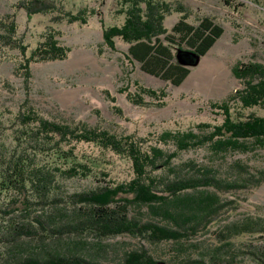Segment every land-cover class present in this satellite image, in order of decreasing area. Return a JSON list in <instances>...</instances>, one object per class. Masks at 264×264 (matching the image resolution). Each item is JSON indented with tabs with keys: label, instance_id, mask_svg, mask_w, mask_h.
<instances>
[{
	"label": "rangeland",
	"instance_id": "374dc122",
	"mask_svg": "<svg viewBox=\"0 0 264 264\" xmlns=\"http://www.w3.org/2000/svg\"><path fill=\"white\" fill-rule=\"evenodd\" d=\"M24 1L0 0V19H14L16 37L26 47L23 55L19 48L0 44L1 139L11 131V121L22 100L28 97L32 107L45 118L68 124L81 121L112 133L132 134L145 139V148L152 144L172 152L175 146L163 143L160 133L197 131L198 123L221 122L222 115L215 113L210 103L225 100L241 87V81L232 74L233 65L256 60L264 66V0H157L166 5L162 25L168 32L180 16L193 25L207 16L223 29L203 56L197 57L186 43L171 44L173 59L189 68L188 75L177 86L144 72L139 62L127 54L128 42L114 37L113 49L102 42L104 27L123 24L129 0H53L57 6L54 12L29 17L21 7ZM140 6L144 8V2ZM65 13L83 14L86 22L69 23ZM49 31L60 44L69 47V52L62 60L31 62L26 95L17 67ZM160 38L167 44L163 35ZM135 82L164 89L167 95L162 99L163 105L158 106L147 95L143 97L149 104L135 105L126 99L125 92H119L121 86L130 92L137 91ZM110 97L115 100L112 102ZM253 111L264 115V107H255ZM68 146L74 147L79 158L99 159L95 170L105 171L107 176L96 171L87 177L56 178L55 190L61 200L52 204L50 210L59 223L72 217L69 213L74 205L70 203V194L133 177L131 163L125 157L91 142L72 141L65 147ZM171 165L172 170L154 173L160 172L167 182L178 176H198L208 168L219 181L216 187L205 188L215 189L222 206L191 238L154 243L129 234L99 238L93 233L80 235L66 230L58 239L47 235L36 248L47 251L42 255L77 254L96 264H117L123 252L140 248L161 264L187 259H203L200 264H256V255L264 252V179L256 182L264 172V146L222 156L211 154L207 147L189 149L179 152ZM243 178L248 179L247 184L235 187ZM56 204L63 207L60 213ZM126 211L140 222L174 224L150 212L146 205L130 204ZM214 250L217 252L212 258Z\"/></svg>",
	"mask_w": 264,
	"mask_h": 264
},
{
	"label": "trees",
	"instance_id": "16d2710c",
	"mask_svg": "<svg viewBox=\"0 0 264 264\" xmlns=\"http://www.w3.org/2000/svg\"><path fill=\"white\" fill-rule=\"evenodd\" d=\"M140 2H144V8ZM127 4L123 24L104 27L102 42L112 49L114 37L128 42L127 54L139 62L144 72L176 86L186 78L189 68L173 59L171 44L186 43L191 52L203 56L223 33L222 27L207 16L201 17L196 25L180 16L168 32L162 25L164 3L129 0ZM21 7L28 17L54 12L57 8L53 0H26ZM65 17L69 23L86 22L83 14L65 13ZM16 24L8 16L0 19V44L19 48L24 55L26 47L16 37ZM68 52L69 47L60 44L49 31L17 67L26 87L25 94L29 93L31 62L62 60ZM231 71L241 81V87L225 100L210 103L212 110L222 115L221 122L198 123L197 131H163L159 139L172 143L175 146L172 152L152 144L145 148V139L132 134L112 133L81 121L68 124L45 118L25 97L11 121V131L0 137V264H96L77 254L42 255L47 251L36 248L45 242L47 235L58 239L66 230L80 235L93 233L99 238L129 234L155 243L187 240L197 233L198 227H205L222 206L215 189L206 190L219 184L210 169H202L198 176H178L167 182L160 172L154 171L172 170L173 159L189 149L207 147L211 154L222 156L263 148L264 115L255 113L253 108L264 107V66L256 60L238 61ZM135 85V92L125 86L119 92H125L126 99L135 105L149 104L143 95L156 100L158 106L163 105L162 99L167 95L164 89L145 87L138 82ZM110 100L113 102L115 98ZM72 141L91 142L125 157L131 163L133 177L70 194V203L74 205L69 213L72 217L59 223L50 210L52 204L61 200L55 190L56 178L87 177L96 171L107 176L105 171L95 170L99 159L79 158L74 147H65ZM263 179L264 172L256 182ZM247 181L240 179L235 187H243ZM130 204L146 205L150 212L174 224L140 222L127 215ZM55 206L59 213L63 210L60 205ZM35 238L41 241L36 242ZM216 252L212 251V258ZM256 259V264H264V252L256 255ZM200 263L203 259H187L176 264ZM117 264L161 263L140 248L123 252Z\"/></svg>",
	"mask_w": 264,
	"mask_h": 264
},
{
	"label": "water",
	"instance_id": "95a60500",
	"mask_svg": "<svg viewBox=\"0 0 264 264\" xmlns=\"http://www.w3.org/2000/svg\"><path fill=\"white\" fill-rule=\"evenodd\" d=\"M192 53H193V52H192ZM195 55H196V54H195ZM198 56H199V55H198ZM198 56H197V57H198Z\"/></svg>",
	"mask_w": 264,
	"mask_h": 264
},
{
	"label": "crops",
	"instance_id": "0c3cea01",
	"mask_svg": "<svg viewBox=\"0 0 264 264\" xmlns=\"http://www.w3.org/2000/svg\"><path fill=\"white\" fill-rule=\"evenodd\" d=\"M128 46H129V44H128ZM128 48V47H127Z\"/></svg>",
	"mask_w": 264,
	"mask_h": 264
}]
</instances>
